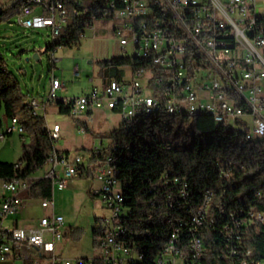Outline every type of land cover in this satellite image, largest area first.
Segmentation results:
<instances>
[{"label": "built area", "instance_id": "1", "mask_svg": "<svg viewBox=\"0 0 264 264\" xmlns=\"http://www.w3.org/2000/svg\"><path fill=\"white\" fill-rule=\"evenodd\" d=\"M64 2L27 0L17 14V24L26 29H49L52 39H56L66 25ZM160 3L151 9L144 0H117L116 9V1L110 2L114 17L123 21V28L115 30L120 51L126 55L123 57L141 61L137 66L125 67L121 81H109L77 98L59 99L58 92L65 89V84L53 77L44 103L62 100L82 134L86 129L77 117L86 115L90 123L91 114L102 109L117 110L129 128L137 126L147 111L179 108L193 111V118L209 115L222 128H247V140L264 141V25L260 22L263 17L255 11V0ZM51 62L53 72L59 62L55 52ZM128 74L130 80L126 79ZM29 101L45 111L43 103ZM10 123L12 126L1 132L0 140L12 135L16 127L24 135L17 118ZM162 129L163 133L169 131L168 127ZM52 133L57 142L61 126L54 124ZM163 133L156 136L162 139ZM111 159L107 156L92 161L91 156L86 160L77 155L70 160L69 154L58 151V158L49 161L53 162V169L35 180H0V264L13 257L22 264H136L139 250L146 249L139 241L144 236L139 228L142 220L122 203L121 196H116L120 180L111 175ZM25 166L23 161L15 164L16 169ZM89 171L100 184L93 196L100 198L109 217L99 220V257L74 261L56 252L57 244L64 240L65 219L54 211V192L65 190L70 180ZM41 179L52 183V196L41 199L42 208L52 209L50 216L41 219L35 229H21L9 223L29 200L26 194ZM180 194H186V186ZM211 196L207 191L205 204L192 222H201ZM201 245L199 239L190 245L196 259L201 258ZM179 246L180 231L175 229L156 254L155 264H179L181 259L182 264H195Z\"/></svg>", "mask_w": 264, "mask_h": 264}, {"label": "trees", "instance_id": "2", "mask_svg": "<svg viewBox=\"0 0 264 264\" xmlns=\"http://www.w3.org/2000/svg\"><path fill=\"white\" fill-rule=\"evenodd\" d=\"M111 1H116L117 9V0H90L88 7L81 0H65L66 25L47 49L72 47L96 20L114 17ZM26 2L16 0L7 10L0 9V21L17 16ZM149 5L155 9L161 3L150 0ZM260 22L264 25V17ZM140 62V58L126 57L103 61L110 73L105 83L121 81V70ZM56 104L62 114L71 116L62 100ZM14 118L31 139L22 148L20 162L26 166L16 169L13 163L0 162V180L30 177L55 150L45 118L33 114L19 80L0 57V134L4 121ZM162 127L169 131L163 133ZM162 133L159 139L156 134ZM246 138L245 131L217 126L209 115L167 119L160 112L142 117L134 127L126 128L122 122L111 135L108 150L91 151L92 161L113 157L111 165L123 186L124 205L142 220L139 228L144 236L139 241L146 249L139 250L142 260L136 264H155L156 254L175 229L180 231L179 247L195 264H264V141ZM207 191L212 196L206 212L201 222H192L205 204ZM26 196L29 200L51 197V181L39 180ZM195 239L202 243L200 259L190 250Z\"/></svg>", "mask_w": 264, "mask_h": 264}, {"label": "rangeland", "instance_id": "3", "mask_svg": "<svg viewBox=\"0 0 264 264\" xmlns=\"http://www.w3.org/2000/svg\"><path fill=\"white\" fill-rule=\"evenodd\" d=\"M15 1L0 0V9L7 10ZM89 3L90 0H81L83 7H88ZM258 7L264 11V0ZM118 28H123V21L117 16L107 15L96 20L92 27L84 30L76 45L56 49L55 57L59 62L52 72L51 57L54 52L47 49L52 42L50 30L26 29L18 25L17 16L12 15L0 21V57L4 59L8 70L17 77L28 99L33 98L40 104L45 102L53 77L65 84V89L58 92L59 99L77 98L88 94L94 87L104 86L110 73L102 62L109 52H116L117 57L126 56L118 46L115 35ZM131 78L129 74L126 77L127 80ZM38 113L45 118L48 126L53 127L55 123L61 126L60 139L54 142V148L69 153L70 160L77 155L85 156L87 160L94 149L108 150L112 145L111 135L122 124L119 114L102 109L91 114L93 120L90 123H87L86 115L77 117L86 129L85 134H82L75 124L76 119L62 114L56 102L49 103L45 112L39 110ZM11 126L10 121L5 120L2 131ZM243 130L248 131L247 128ZM30 143V137L25 133L20 135L16 127L12 135L0 140V162H20L23 145ZM43 172L44 169H39L33 176L39 177ZM92 175V171L86 172L82 177L71 180L64 193L60 190L54 192V211L65 219L64 240L57 244L56 252L65 259H94L100 255L95 231L100 232L99 220L109 217V213L100 198L93 196V190L99 189L100 184ZM51 212L52 209L42 208L41 200H28L16 216L17 227L35 229L40 220L50 216ZM177 263L182 264L183 260Z\"/></svg>", "mask_w": 264, "mask_h": 264}, {"label": "bare ground", "instance_id": "4", "mask_svg": "<svg viewBox=\"0 0 264 264\" xmlns=\"http://www.w3.org/2000/svg\"><path fill=\"white\" fill-rule=\"evenodd\" d=\"M29 108L32 110L34 115H39L38 111L40 110V105H35V104H33V102L29 101ZM160 112H165L167 119L175 118V117H183V116H187L190 119L193 118V111L186 110V109H179V108H163V110L147 111V112H145L144 117L156 115L157 113H160ZM240 129L243 130L244 128H240ZM50 133H51V138L56 141V136L54 135V133H52V129H50ZM245 133H246V137L248 138V131H245ZM51 158H58V151L57 150H54L50 154V156L48 157V159L44 163L43 167L40 168L41 170L44 169V172L42 175H45V173H48V170L53 169V162H49V161H51ZM111 175H114V178H117V173H116L115 169L112 167V165H111ZM36 178H38V177L31 175L30 177L25 178V179L35 180ZM116 196H121L122 203H124L123 186L120 182H118V188H116ZM141 260H142V255L139 253V260L138 261H141Z\"/></svg>", "mask_w": 264, "mask_h": 264}, {"label": "crops", "instance_id": "5", "mask_svg": "<svg viewBox=\"0 0 264 264\" xmlns=\"http://www.w3.org/2000/svg\"><path fill=\"white\" fill-rule=\"evenodd\" d=\"M263 0H255V4H254V8H255V11L257 12V14L258 15H260V16H262V17H264V11H262L258 6H259V4H260V2H262ZM110 54L109 55H107L106 56V60L107 59H111L112 57H117V55H116V52H114V51H111V52H109ZM76 72V71H75ZM76 77V76H75ZM109 82V81H108ZM106 84V83H105ZM50 88H51V85H50ZM50 91V90H49ZM29 99H33V98H29ZM28 99V100H29ZM43 104V107L45 108V111H46V106L49 104H46V103H44V102H42ZM44 111V112H45ZM40 116V115H39ZM55 124H57V123H55ZM49 127V129H52V127H50V126H48ZM61 131H62V129H61ZM102 143V142H101ZM98 151H100L99 149H94V152H98ZM59 152H61V151H59ZM63 153H67V152H63ZM93 176V175H92ZM73 180V179H72ZM71 181V180H70ZM70 181H69V183H70ZM69 183H68V185H69ZM68 188V187H67ZM66 188V189H67ZM66 189L65 190H60L59 192H62V193H64L65 191H66ZM17 216V215H16ZM16 216L13 218V219H11L10 220V222L9 223H14V224H16L17 226H18V220H17V218H16ZM18 217V216H17ZM3 264H22L21 262H20V260H18V259H16V258H11L8 262H6V263H3Z\"/></svg>", "mask_w": 264, "mask_h": 264}, {"label": "water", "instance_id": "6", "mask_svg": "<svg viewBox=\"0 0 264 264\" xmlns=\"http://www.w3.org/2000/svg\"><path fill=\"white\" fill-rule=\"evenodd\" d=\"M36 57H37V55H36Z\"/></svg>", "mask_w": 264, "mask_h": 264}]
</instances>
